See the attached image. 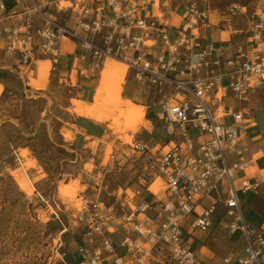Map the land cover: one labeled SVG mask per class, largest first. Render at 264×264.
<instances>
[{
    "label": "built area",
    "instance_id": "obj_1",
    "mask_svg": "<svg viewBox=\"0 0 264 264\" xmlns=\"http://www.w3.org/2000/svg\"><path fill=\"white\" fill-rule=\"evenodd\" d=\"M109 4L111 12L83 7L72 27L46 14L40 0H27L15 12L21 24L2 28L6 51L25 64L37 50L48 55L55 71L60 41L70 39L88 60L80 74L90 69L96 76L107 58L116 59L128 66L126 75L132 72L135 82L158 94L156 118L168 142L132 135L130 153L124 155L139 164L134 184L123 194L114 193L111 204L82 196L74 223L81 238L77 264H200L196 245L217 226L244 240L238 254L223 258L225 264H264V229L245 221L238 196L261 185L247 172L250 162L240 130L245 112L228 107L224 99L229 93L244 99L264 83V13L257 15L247 43L214 45L201 41L207 13L195 0L185 5L173 40L158 15L118 0ZM237 9L233 5L230 11ZM4 10L0 1V15ZM35 15L43 24L33 28ZM228 116L232 122L225 120ZM190 129L197 133L190 135ZM27 199L50 203L36 188Z\"/></svg>",
    "mask_w": 264,
    "mask_h": 264
},
{
    "label": "rangeland",
    "instance_id": "obj_2",
    "mask_svg": "<svg viewBox=\"0 0 264 264\" xmlns=\"http://www.w3.org/2000/svg\"><path fill=\"white\" fill-rule=\"evenodd\" d=\"M91 2L93 0H43L42 3L56 21L65 23L72 13L91 6ZM155 3L157 5L158 0ZM168 35L172 39L174 29H169ZM37 65L38 80L32 79L34 74L30 72L31 84L25 77L10 79L0 92V264H62L68 253L74 254L81 239L74 223L75 214L82 207V196L99 197L111 204L116 199L114 193L123 194L134 184L139 164L130 163L124 154L130 153L127 142L132 135L141 134L148 123L145 119L136 129L122 132L108 126L111 119L104 121V137L87 138L82 152L74 150L70 138L63 135L69 128L70 117L77 115L70 110L72 100L91 98L99 82V71L92 88L82 91L65 81L59 82L50 60H39ZM147 91L146 86L139 87L130 72L125 92L146 101ZM159 109L151 107L150 116ZM259 122H263L261 117ZM196 133L195 129L189 130L190 135ZM154 136L161 141L168 139L165 127L160 124ZM118 153L123 156L114 162L113 156ZM69 180L78 181L73 196L63 194L59 188ZM34 188L48 195L50 203L46 205L38 199L29 203L27 194ZM55 212L59 218L52 220ZM63 227L66 230L61 232ZM222 231L218 226L208 235L202 258L208 255L210 261L200 264H223V255L236 246L232 241V246L227 242ZM242 245L240 241L236 247Z\"/></svg>",
    "mask_w": 264,
    "mask_h": 264
},
{
    "label": "crops",
    "instance_id": "obj_3",
    "mask_svg": "<svg viewBox=\"0 0 264 264\" xmlns=\"http://www.w3.org/2000/svg\"><path fill=\"white\" fill-rule=\"evenodd\" d=\"M0 1L5 5V10L2 11L0 15V86L4 89L6 87L7 80L14 78L20 80V77H25L27 83L31 84V78L34 80L39 79L40 73L37 61L47 60L48 55L34 50L31 55L30 62L25 64L19 60L18 54H10L6 51L8 38L2 34V28L6 25L19 26L21 24V22L17 20L15 12L22 11L26 6L27 0ZM110 1L111 0H93V2H91V6L84 7L103 8V11L111 12L112 6L109 4ZM188 1L191 0H158L159 3L156 5L155 0H118L119 3L137 5L139 12L146 9L150 13L158 15L159 20L165 24L164 29L167 35L169 29H174L176 35V27L182 20L185 5ZM195 1H197L199 6L205 9L207 13V20L200 27V37L202 43L204 44L220 45L228 41L247 43L252 39V35L256 30L253 27V23L256 21L257 15L264 13V0ZM40 2H43V0H40ZM99 5L101 6L99 7ZM233 5H238L239 9L230 11V8ZM77 13L78 12L72 13L66 19L65 23L74 27ZM46 14H48L47 11ZM48 15L53 17L52 14ZM42 24L43 20L41 17L39 15H35L33 19V28L41 26ZM21 32L23 33L24 31L21 30ZM174 37L171 40H173ZM262 37L264 38V30H262ZM160 46L161 45L159 44L154 47V52L159 50ZM83 53V49L79 47L76 41L61 39L59 44L58 63L54 72V75L59 82L65 81L70 84V86L79 87L82 91L90 90L92 88L93 81L96 79V76L92 75L93 71L90 69H86V73L80 74V69L84 68L88 62ZM212 56L214 57L215 53H213ZM30 72L34 74L31 78H29ZM128 75L129 74L125 76L122 95L133 100L135 103L146 106L145 119L148 123L145 127H143V131H140V133L145 135V137H150L152 141L160 144L167 143L168 139L167 141H161L154 136V130L156 127L159 124L162 127H165L164 124L156 118V114L153 116H150L149 114L151 107H159L157 102L158 94L148 90L146 94L148 96V100L146 101L137 100L134 95L127 94L125 92V87L128 81ZM226 78L227 77L224 79ZM137 84L139 87L145 86L140 83ZM140 89L141 88H138L137 90L139 92H143ZM224 99L225 104L228 107H233L236 110L245 112V119L240 124V130L243 137V143L246 145V158L250 162L247 172L251 177L258 179L261 182L260 187L256 191H250L248 193H243L241 191L238 192L241 211L247 223L264 229V83L255 92L250 93L244 99L237 98L232 93L226 94ZM244 102L246 103L244 104ZM260 117L263 119L262 123L259 122ZM225 120L227 122H232L231 116L226 117ZM72 126H74L75 131L73 132L69 143L74 150H78L80 152H82L86 147L87 138L100 139L106 132L104 122H96L81 115H74L70 117L69 127ZM119 156L123 155L118 153L113 156L114 162H117ZM123 158L126 159L125 157ZM240 176L241 173H238L234 181L237 188L240 184ZM53 219L54 218H52V220ZM215 230L216 228L211 232L214 233ZM222 230L223 231L221 233L224 234L227 238V242L231 246L232 244L230 241L234 244L236 243V246L237 243L242 241L244 245V240L239 233L230 234L227 233L226 230ZM60 231L62 232V230ZM206 239L207 237L204 238L203 243L198 242L196 245L200 262L210 261L208 255L206 256V259L202 258L203 249L208 245V240ZM243 245L241 247L232 246V249L221 258L222 262L225 256L238 254L242 250ZM64 260L67 264H77L78 256L75 253H68V256H66ZM223 264L225 263L223 262Z\"/></svg>",
    "mask_w": 264,
    "mask_h": 264
},
{
    "label": "bare ground",
    "instance_id": "obj_4",
    "mask_svg": "<svg viewBox=\"0 0 264 264\" xmlns=\"http://www.w3.org/2000/svg\"><path fill=\"white\" fill-rule=\"evenodd\" d=\"M65 3L67 4V2H64V5ZM127 69L128 66L124 62L107 58L103 67L99 70V82L95 92L91 94V98L73 99V107L70 110L77 115L88 117L100 123L111 119L112 122L108 126L115 127L122 132H125L127 129L134 130L139 127V124L144 123L146 106L135 103L133 100L122 95L123 82ZM1 89L2 87L0 86V92ZM74 131V126L69 127L63 135L66 139L72 138ZM20 185L23 184L21 183ZM59 188L63 194L73 196L78 189V181L69 180L62 186L60 185Z\"/></svg>",
    "mask_w": 264,
    "mask_h": 264
}]
</instances>
